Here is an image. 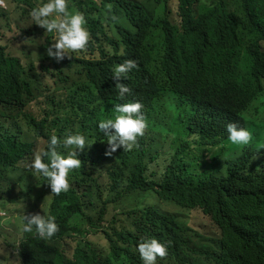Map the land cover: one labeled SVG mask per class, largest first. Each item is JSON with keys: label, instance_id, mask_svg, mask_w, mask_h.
<instances>
[{"label": "trees", "instance_id": "16d2710c", "mask_svg": "<svg viewBox=\"0 0 264 264\" xmlns=\"http://www.w3.org/2000/svg\"><path fill=\"white\" fill-rule=\"evenodd\" d=\"M143 1L164 4V16L155 19ZM172 1L72 0L70 9L85 14L90 38L60 60L47 54L52 33L35 52L18 55L17 44L43 30L34 25L8 34V12L0 10V189L31 164L34 137L45 141L43 150L52 134L80 132L92 143L79 151L68 191L52 193L40 176L52 194L45 215L55 216L58 231L51 238L22 232L15 245L21 264H143L142 237L166 244L167 255L156 264H264V144L256 141L251 155L232 165L216 158L205 166L198 157L201 142L226 132L232 112L264 111V0H176L177 21ZM126 59L137 67L120 81L132 90L121 100L112 69ZM166 94L181 103H168ZM134 101L143 105L144 134L131 149L110 151L98 123L112 116L115 104ZM196 101L224 114L195 115ZM58 150L69 151L62 144ZM106 152L116 162L104 173ZM134 193L144 195L139 204L114 208ZM8 194L2 190L0 202H28L21 193ZM150 195L159 202H146ZM167 203L208 216L222 232L220 247L163 209Z\"/></svg>", "mask_w": 264, "mask_h": 264}, {"label": "clouds", "instance_id": "9594fccd", "mask_svg": "<svg viewBox=\"0 0 264 264\" xmlns=\"http://www.w3.org/2000/svg\"><path fill=\"white\" fill-rule=\"evenodd\" d=\"M2 1L3 6H0V10H7L5 1ZM177 11L178 9H176V17ZM30 16L35 24L41 26L46 32L53 34L54 38L52 41L54 43L47 47V54L50 57H54L57 60L63 59L68 55L69 50L83 49L89 42L90 33L86 27L85 14L78 9H70L68 0H38L35 6L31 8ZM109 16L114 21L117 19V17L111 15L110 8ZM174 21H177V19ZM136 67L137 61L135 59H126L122 63L116 64L112 69V77L117 80L115 84V88L118 89L117 95L121 100L125 98L126 94L130 95L132 90L128 85L120 81L127 79L128 74ZM165 98L170 104L174 103L177 105L181 103L180 99L172 94H166ZM142 107L143 105L139 101L118 103L114 105L111 117L99 121V129L107 137L110 151H115L120 146H123L124 150L131 149L136 144L137 138L144 134L147 121L144 114L140 111ZM193 110L195 115L199 110L198 116L203 114V117L213 111L212 117L214 119H220L218 116L224 114V109L216 112L211 106H207L205 103L202 104L200 101H196ZM189 111L190 114L191 107H189ZM189 114L185 118L186 123H188ZM228 116L230 122L226 125V132L224 131L223 135L210 138V144H206L205 141L201 142L202 146L198 157L205 166H208V163H212L216 158L219 159L216 164L220 162L222 164L225 163V165L239 163L246 156L251 155L256 141L259 144H264L263 110L254 107L246 113L242 111L232 112ZM61 144L69 149L67 154H62L58 150V146ZM91 144L80 132L68 133L63 138L52 134L49 138L47 149L34 154L30 167L37 175L45 178L52 193L66 192L70 187V172L81 165V160L78 156L79 151ZM192 147V152H197L198 146L193 144ZM254 160L255 158L253 157L252 162ZM152 196L155 197L154 195ZM155 201L159 202L156 197ZM155 201L152 204L156 203ZM206 217L211 221L208 216ZM23 219L24 223L21 231L24 233L35 231L40 237L51 238L58 231V225L55 222L56 218L53 215L37 213L30 216L24 215ZM211 223L219 232L217 236L196 230L208 240L207 244L219 248L222 232L212 221ZM137 251L143 264H156L158 256L164 257L167 255V246L157 238L142 237L137 243Z\"/></svg>", "mask_w": 264, "mask_h": 264}, {"label": "rangeland", "instance_id": "374dc122", "mask_svg": "<svg viewBox=\"0 0 264 264\" xmlns=\"http://www.w3.org/2000/svg\"><path fill=\"white\" fill-rule=\"evenodd\" d=\"M10 20V27L13 31H5L8 34H21L22 29L24 27H34L35 24L32 18H29V10L30 7L25 5L24 2H31L32 4H36L38 0H14V2H9L8 0H4ZM87 3L91 5H95V0H85ZM149 11H151L154 15L155 19H158L164 16V4L156 5L153 2L143 1ZM72 0H68L69 6H74ZM172 16L171 18L176 20V9L177 2L174 0L170 4ZM86 8V7H85ZM87 9V8H86ZM27 12L26 14H23ZM92 18L97 19L100 14L95 12L89 13ZM106 20L104 17L103 22ZM1 24H4L3 20H0ZM43 30V33L40 34L37 38L32 40H22L17 44L15 48V52L18 55L26 56L25 52H35L39 48V42H43L45 37L50 34L46 32L41 26L37 25ZM39 33V31H37ZM39 66V64H38ZM36 151H42L45 147V141L42 139H36ZM71 147V146H70ZM116 162L114 156L106 152L104 155V160L102 162V166L105 169L104 173L107 172L108 169L112 167V165ZM24 167H28L29 170H24ZM22 169L17 170L15 173L11 174L12 181H15L14 184L9 187L7 184L0 189L6 190L9 194L6 196L7 199L9 197H15L17 195L22 194L23 197L28 199V202L24 199H21L17 202H0V264H21V260L16 252L15 245L19 242L21 237V229L24 223V215L30 216L33 214H47L50 201L52 199V194L48 188L40 185L39 180L40 176L35 173V171L30 167L29 163H24L21 166ZM101 170V169H100ZM106 175H104L105 177ZM106 180V178H104ZM23 192V193H22ZM144 195L141 193H134L124 198L123 201L115 205L116 210H123L125 208H131L142 200ZM155 201V197L146 196V202L153 203ZM157 202V201H155ZM162 208L170 211L171 213H175L179 216L180 219L184 221L186 226L192 227L200 230L206 234L217 236L219 232L213 226L211 221L204 216V214L200 211H192L188 209H183L175 204L167 203L163 204ZM116 210H112L109 219L112 221L114 219V215L116 214ZM120 218H124V216L119 215ZM92 240L98 241L100 243H104V240L99 236H89Z\"/></svg>", "mask_w": 264, "mask_h": 264}, {"label": "built area", "instance_id": "2783aa9c", "mask_svg": "<svg viewBox=\"0 0 264 264\" xmlns=\"http://www.w3.org/2000/svg\"><path fill=\"white\" fill-rule=\"evenodd\" d=\"M0 6H3V1L2 0H0Z\"/></svg>", "mask_w": 264, "mask_h": 264}]
</instances>
